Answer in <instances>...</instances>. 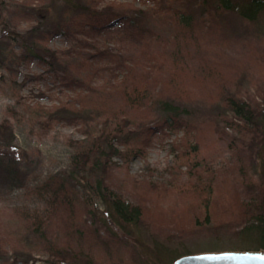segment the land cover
Listing matches in <instances>:
<instances>
[{
    "label": "trees",
    "instance_id": "trees-1",
    "mask_svg": "<svg viewBox=\"0 0 264 264\" xmlns=\"http://www.w3.org/2000/svg\"><path fill=\"white\" fill-rule=\"evenodd\" d=\"M21 6L31 12L38 10ZM59 7L60 19L50 30L42 22L19 37L24 41L25 55L44 61L51 75L64 85L80 86L84 76L70 66L59 67V56L45 42L48 33H62L78 45L94 48L90 56L95 58L109 53L106 47L96 46L102 35L143 32L144 12L139 8L116 15L109 8L96 10L70 0H61ZM196 9L236 13L244 27L264 25V0H198ZM43 13L42 21H49L51 12L45 9ZM190 15V11L176 12L181 23L187 24ZM10 38L11 31L3 26L0 41ZM128 70L119 82V94L132 106L138 87L134 69ZM220 98L224 109L216 115L214 128L229 156L216 168L197 143L186 139L177 145L162 177H155L154 169L148 166L144 172L131 175L127 165L133 158L145 157L161 125L185 124V108L161 101L164 115L158 124L133 112L92 114L74 102L35 105L44 130L60 121L75 123L80 118L82 136L69 140V167L39 187L45 212L24 215L23 235L13 243L14 260L26 263L31 251L39 248L50 254L51 264H97L99 259L89 249L118 243L127 245L124 252L132 255L129 264H169L182 255L199 252L264 250V75L243 93ZM13 140L6 117L0 121V179L11 185L17 184L21 175L12 152ZM257 158L261 159L259 169ZM170 194L179 199L162 205L159 199ZM54 223H59L58 233L50 230ZM141 230L149 236L147 243L138 236ZM196 234L210 239L198 245L184 242ZM3 242L0 234V260L4 258Z\"/></svg>",
    "mask_w": 264,
    "mask_h": 264
},
{
    "label": "rangeland",
    "instance_id": "rangeland-1",
    "mask_svg": "<svg viewBox=\"0 0 264 264\" xmlns=\"http://www.w3.org/2000/svg\"><path fill=\"white\" fill-rule=\"evenodd\" d=\"M70 1L89 4L96 10L109 8L116 15L139 8L144 12L143 32L133 36L126 32L102 35L96 46L106 47L109 53L95 58L90 56L94 48L78 45L73 37L62 33H48L45 42L59 56V67L70 66L84 76L80 86L64 85L51 75L44 61L25 55L24 41L19 37L42 22L50 30L60 19L61 0H0V31L6 26L12 36L0 41V121L7 117L11 123L12 152L18 158L21 174L15 185L0 179V234L5 251L0 264H51L50 254L39 248L31 251L26 263L14 260L13 243L23 235L24 215L45 212L39 187L69 167V140L82 136L80 118L75 123L63 120L44 130L35 105L74 102L83 104L92 114L133 112L158 124L164 115L161 101L185 108V124L161 125L154 132L145 157L133 158L127 165L131 175L144 172L148 166L154 169L155 177H162L166 176L165 168L177 145L186 139L190 144L197 143L211 166L218 168L229 156L214 128L216 115L224 109L220 97L243 93L264 75V25L244 27L236 13L196 9L198 0ZM21 4L38 10L31 12ZM45 9L51 12L47 22L41 19ZM182 10L191 13L187 24L176 17V12ZM128 67L134 69L138 87L132 106L119 94V82L127 75ZM260 164L261 159L257 158L256 169ZM251 169L255 174V169ZM174 199L179 198L170 194L159 202L167 206ZM52 225L50 230L58 233L59 223ZM138 236L144 243L149 241L143 230ZM208 239L210 236L196 234L184 242L198 245ZM124 246L127 245H94L89 250L99 259L97 264H129L132 255L124 252Z\"/></svg>",
    "mask_w": 264,
    "mask_h": 264
},
{
    "label": "water",
    "instance_id": "water-1",
    "mask_svg": "<svg viewBox=\"0 0 264 264\" xmlns=\"http://www.w3.org/2000/svg\"><path fill=\"white\" fill-rule=\"evenodd\" d=\"M228 254L225 258L201 260L195 257ZM169 264H264V250H224L182 255Z\"/></svg>",
    "mask_w": 264,
    "mask_h": 264
},
{
    "label": "snow or ice",
    "instance_id": "snow-or-ice-1",
    "mask_svg": "<svg viewBox=\"0 0 264 264\" xmlns=\"http://www.w3.org/2000/svg\"><path fill=\"white\" fill-rule=\"evenodd\" d=\"M228 254H222L220 256L216 255H208V256H200V257H195V259H201V260H214V259H222L225 258Z\"/></svg>",
    "mask_w": 264,
    "mask_h": 264
}]
</instances>
